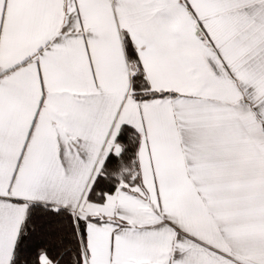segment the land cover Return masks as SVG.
Here are the masks:
<instances>
[{
  "label": "snow or ice",
  "instance_id": "1",
  "mask_svg": "<svg viewBox=\"0 0 264 264\" xmlns=\"http://www.w3.org/2000/svg\"><path fill=\"white\" fill-rule=\"evenodd\" d=\"M0 264H264V0H0Z\"/></svg>",
  "mask_w": 264,
  "mask_h": 264
}]
</instances>
